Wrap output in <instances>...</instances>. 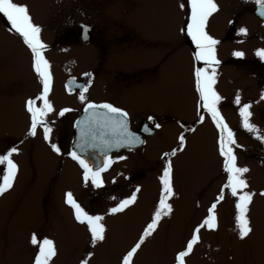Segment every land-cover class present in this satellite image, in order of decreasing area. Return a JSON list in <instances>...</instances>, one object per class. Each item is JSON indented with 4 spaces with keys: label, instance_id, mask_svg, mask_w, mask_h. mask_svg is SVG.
<instances>
[{
    "label": "rangeland",
    "instance_id": "1",
    "mask_svg": "<svg viewBox=\"0 0 264 264\" xmlns=\"http://www.w3.org/2000/svg\"><path fill=\"white\" fill-rule=\"evenodd\" d=\"M14 2L27 5L33 23L41 28L40 38L47 46L44 55L51 65L48 99L55 109L52 116L60 105L77 108V99L62 93L67 77L91 73L88 96L92 99L98 93L113 96L124 89H138L134 99L139 109L149 107L160 115L156 114L166 125L171 149L177 146V136L183 131L180 123L195 129L189 132L185 128L186 149L171 158L177 194L174 213L162 220L157 232L134 257V264H174L176 252L193 226L206 215L225 179L216 142L218 132L209 118L203 123L197 121L194 46L179 30L187 19L178 7L182 0ZM215 2L219 11L209 18L207 30L220 41L217 58L221 63L215 85L222 97L219 110L240 146L235 147L237 164L249 169L245 178L249 190L257 195L248 214L253 229L249 237L238 238L234 204L226 199L218 205V229L201 231V242L187 258V264H264V197L259 195L264 191V142L242 127L234 104L237 92L241 104L251 103V123L264 134V100L260 99L264 92V60L256 56L257 50L264 49V27L259 26L253 14L255 0ZM58 12L59 24L49 25ZM69 12L79 20L87 17L93 27L99 28L93 31L90 42L83 44L80 32L63 29V14ZM3 23L8 22L0 16V153H6L7 147L27 135L30 120L23 107L42 91L31 67L30 51ZM240 28H245L247 34H241ZM235 51L244 56H233ZM165 57L169 61L163 65ZM27 136L33 140L16 146L25 147L27 153L22 151L14 161L20 167L13 187L0 195V264H33L37 251L30 243L33 233L55 242L57 255L52 264H81L87 252L93 253L88 264H120L122 254L138 238L157 201L161 157L156 155L152 167L148 166L152 160L147 158L133 161L129 169H142L140 175H128L131 170L117 168L101 174L103 186L95 188L90 182L84 183L82 172L52 170L48 166L52 160L47 159L46 152H34L41 141L48 143L46 147L59 142L60 127H53L50 141L43 139L40 128L35 136ZM137 187L140 192L135 205L123 213L106 215L119 199ZM67 192L89 214L105 217L106 239L94 248L89 244L86 227L75 221L72 209L65 203Z\"/></svg>",
    "mask_w": 264,
    "mask_h": 264
},
{
    "label": "snow or ice",
    "instance_id": "2",
    "mask_svg": "<svg viewBox=\"0 0 264 264\" xmlns=\"http://www.w3.org/2000/svg\"><path fill=\"white\" fill-rule=\"evenodd\" d=\"M258 15L264 18V0H255ZM184 12L187 19L179 29L181 33L190 38L194 46L193 52V82L194 92L197 95V121L203 123L209 118L218 132V153L222 158V172L225 176L215 199L206 209V215L193 226L189 237L184 241L180 250L174 256V264H187V258L194 252L195 247L201 242V231H216L218 222V205L226 199H231L234 204V225L239 239L244 240L249 237L253 229L249 218L250 205L253 197L257 193L249 190V184L245 174L249 171L247 167H241L237 164L235 147H240L236 143L235 133L228 126L225 118L219 110V104L222 100L221 95L216 90L217 68L220 60L217 58V45L219 40L209 34L207 30L209 18L219 11V6L215 0H182L178 5ZM0 16L6 18L10 25V30L14 31L22 40V43L30 51L31 67L37 79L42 85V91L34 98L26 101V111L30 118V125L27 135L35 136L37 129H42L43 139L50 141V134L53 128L47 117L55 111L53 104L49 101L48 95L51 91L52 74L51 65L46 59L44 52L46 44L40 38L41 28L33 23L27 5L18 4L14 0H0ZM83 38L87 39L89 26L82 25ZM241 34L246 35L245 28L239 29ZM233 56L241 58L244 53L241 51L233 52ZM256 56L264 60V49L256 51ZM202 65V66H200ZM91 73H84L87 77L85 84H79L75 79H70L65 87L71 92L74 88L79 89V101L83 105L84 118L76 122L79 129V140L75 144V149L69 153L71 159L75 161L83 170V181L88 182L95 188L103 186L101 173L106 171L114 162L107 152L113 148L133 147L144 143L139 136L135 135L129 129L128 112L124 109L114 106L112 103H94L88 99L86 93L92 83ZM260 99L264 100V92H261ZM41 102L38 106L37 102ZM234 104L238 106V114L242 127L254 134L256 139L264 142V134L251 123V103L241 104V96L237 92L234 97ZM71 111L69 108H63L59 111L60 116ZM203 113V114H201ZM154 128H160L161 125L156 122L155 117L148 116ZM180 123V122H178ZM181 128L184 125L180 123ZM194 128H187L186 131H194ZM149 132V128L144 129ZM187 138L184 132L177 136V146L170 152L162 154V168L159 181V193L149 221L143 227L138 238L122 254L120 264H134V257L142 249L146 240L157 232L162 220L170 218L174 213L173 200L176 197L174 168L172 157H176L178 152L185 151ZM53 152L60 153L61 149L55 144H50ZM88 149H100L104 154L102 165L93 167L79 153ZM14 153H18L16 147H11L6 153H0V195L10 190L18 173V165L11 158ZM126 157H118L123 160ZM140 188L137 187L126 198L119 199L115 206L111 207L106 215H115L123 213L126 209L137 203V194ZM264 197V191L259 192ZM115 199V198H114ZM65 203L73 211L74 219L77 223L84 225L90 235L89 244L94 248L99 242L106 239V225L103 215L89 214L74 199L71 192L65 194ZM30 243L37 248L33 258V264H52L53 258L57 255L56 244L49 238H38L33 233L30 237ZM93 253L87 252L81 264H88Z\"/></svg>",
    "mask_w": 264,
    "mask_h": 264
},
{
    "label": "flooded vegetation",
    "instance_id": "3",
    "mask_svg": "<svg viewBox=\"0 0 264 264\" xmlns=\"http://www.w3.org/2000/svg\"><path fill=\"white\" fill-rule=\"evenodd\" d=\"M65 16V20L64 22H62V26L63 29L71 31V32H81L82 25H87L89 26V31H88V37L89 40L88 42L91 41L92 38V33L95 30H98L99 28H95L93 27L90 22L89 19H87V17L79 20L76 19V15L73 12H69L67 14H63V16ZM60 16L61 13H57L55 14L53 20L50 21L49 25L52 24V22H55V25L57 26L59 23L58 21L60 20ZM67 21V22H65ZM6 22V21H5ZM3 26L5 28H9L10 29V25L8 23H3ZM54 26V24H53ZM231 26V24H230ZM79 37H80V33H79ZM87 42V43H88ZM169 61V57H165L164 61H163V65H166V63ZM69 77H74L73 75H69L67 77V79ZM76 78V77H74ZM66 79V80H67ZM79 82L85 84L87 82V77L84 76V73H82L80 75V77L76 78ZM62 84L63 89H62V93L66 96H71L76 98L77 100L74 103V107H77L76 109L71 108V106H65V105H60L59 107V111L63 108H69L71 109V111L66 112L64 114V116H60L58 113L59 111L54 114L52 116V114L50 113L47 117V119H50L52 121L51 125L52 128L55 127H60V134H61V139L59 142L55 141L53 143H55L60 149V153L57 154L56 152H53L51 147H46L44 146V144H48L46 142L41 141V145H38V148L34 151H45L46 154L48 156L47 159H51L52 163L49 166L50 169H56L58 171H60V173H67L70 169H72L73 171L76 172H82L83 170L71 159L69 153H70V143H71V139L73 137V126H74V122L76 121L77 118H79L80 116H82L83 114V105L80 103L79 101V89H77L75 92H73L72 94L67 93V91L65 90V82ZM91 90V88H88V92L86 93V96L88 97V99L94 103H112L114 106L120 107L122 109H124L125 111L128 112V125H129V129L130 131H132L135 135L139 136L141 140L144 141L143 144L141 145H136L133 146L129 149H122L119 150L117 152H112L110 154L109 157L112 158V160L114 161L111 166L105 171L108 172L110 170H113L114 168L117 169H121V170H131V172L128 175L131 174H143L142 169L139 168H134L132 167V169H129V166L132 165V162L135 161L138 157H140V159H145L147 158L148 160H152L151 162H149V167H152L153 165V161L155 160L156 155H159L160 157H162V154L164 152H170L171 151V147H170V136L168 135L167 129H166V125L162 122V120L160 118H158L160 115L152 110H150V108H146L143 110H140L138 107V103L137 101L134 99L135 97V93L136 90L138 89H124L122 91H118L115 95L113 96H107L106 94H95V97L92 99L91 96L89 95V91ZM26 101V100H25ZM25 105H24V107ZM26 114L28 115L27 111ZM159 116H157V115ZM148 116H153L155 117L156 122H158L161 127L160 128H154L152 126V122L148 120ZM29 117V115H28ZM30 120V118H29ZM149 128L150 131L149 132H145L144 129L145 128ZM27 130V129H26ZM33 140V137H28L23 136L20 137L18 140V143L16 142L13 146H9L7 147L8 150L11 147H16L19 145L24 144L25 142H27L28 140ZM158 144V145H157ZM165 144L167 146L166 149H164ZM18 149V153H14L13 156L11 157L13 159V161H16V159L18 157L21 156L22 151H26L25 147H16ZM20 148V149H19ZM164 151H161V150ZM33 152V153H34ZM163 152V153H162ZM27 153V151L25 152ZM24 153V154H25ZM57 156H56V155ZM126 157L123 160L118 159V157ZM61 165L63 167H61ZM20 167V165H18ZM18 167V169H19ZM149 169V168H148ZM104 173V172H102ZM101 173V174H102ZM145 174V173H144ZM197 224V223H196Z\"/></svg>",
    "mask_w": 264,
    "mask_h": 264
},
{
    "label": "water",
    "instance_id": "4",
    "mask_svg": "<svg viewBox=\"0 0 264 264\" xmlns=\"http://www.w3.org/2000/svg\"><path fill=\"white\" fill-rule=\"evenodd\" d=\"M255 14H256V16H258L261 20H264V18H262V17H260V16L258 15L257 6H256ZM261 24L263 25L264 22L261 23ZM87 36H88V34H87ZM88 38H89V37H88ZM88 38H87V39H84V38H83V33L81 32V41H82V42H87V41H88ZM69 80H70V79H69ZM69 80H68V81H69ZM68 81H67V83H68ZM67 83H66V84H67ZM66 90H67L68 93H73V92L76 90V88H74L71 92H70L67 88H66ZM83 118H84V111H83V115H82L79 119H77V121H78V120H82ZM77 121H76V122H77ZM76 122H75V124H74V135H73L72 142H71V146H70V152H72L73 150H76V151L79 152L78 149H75V144H76V143L78 142V140H79V129H78L77 126H76ZM122 148L129 149V148H127V147L113 148V149H111V150H109V151L107 152V155L109 156L111 152L119 151V150H121ZM79 154H80L83 158H85V159L88 161V163H89L90 165H92L94 168H95V167H98V166H100V165H102L103 160H104V154L101 152L100 149H88L87 151L82 152V153H79Z\"/></svg>",
    "mask_w": 264,
    "mask_h": 264
}]
</instances>
